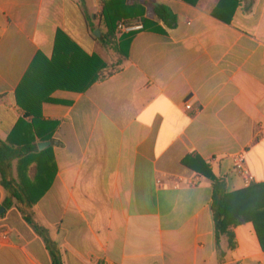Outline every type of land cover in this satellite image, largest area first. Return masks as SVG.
<instances>
[{
	"label": "crops",
	"instance_id": "obj_1",
	"mask_svg": "<svg viewBox=\"0 0 264 264\" xmlns=\"http://www.w3.org/2000/svg\"><path fill=\"white\" fill-rule=\"evenodd\" d=\"M143 1L177 25L135 31L125 57L94 35L103 0H0V264H54L52 248L63 264H264L252 222L218 249L213 183L183 164L201 156L234 192L246 151L264 182V0ZM59 30L108 68L86 92L53 93L63 103L43 118L58 127L31 151L15 92Z\"/></svg>",
	"mask_w": 264,
	"mask_h": 264
},
{
	"label": "trees",
	"instance_id": "obj_2",
	"mask_svg": "<svg viewBox=\"0 0 264 264\" xmlns=\"http://www.w3.org/2000/svg\"><path fill=\"white\" fill-rule=\"evenodd\" d=\"M154 12L156 20L146 17L143 0H103L100 21L107 32L102 33L101 39L126 57L135 32L119 33L117 26L121 20L140 19L144 29L160 33H167L168 29L177 25V16L167 5L157 4ZM216 16L219 17L217 13ZM91 27L92 30L95 29L93 25ZM107 68L108 63L100 54H89L66 32L59 30L53 55L48 57L39 52L15 92L17 103L25 113L18 128L21 124H27L31 132L26 148L32 151L36 147L37 138L53 140L59 121L44 120L42 107L44 103H63L52 97L55 91L86 92L103 77V71ZM26 117H32L31 121L26 123ZM7 145L0 139V172L3 171L2 165L6 159L3 149ZM183 164L213 183L212 210L218 249L222 236H227L230 247L234 248L236 242L233 228L248 222L254 224L264 249V182H255L245 189L229 192L223 179L214 173L201 156L188 155ZM34 226L48 242L44 229ZM50 250L53 263L63 264L58 252L54 248Z\"/></svg>",
	"mask_w": 264,
	"mask_h": 264
},
{
	"label": "built area",
	"instance_id": "obj_3",
	"mask_svg": "<svg viewBox=\"0 0 264 264\" xmlns=\"http://www.w3.org/2000/svg\"><path fill=\"white\" fill-rule=\"evenodd\" d=\"M118 31L122 33H130L144 29V24L137 19H123L118 23ZM192 106L191 104H186V108L190 109ZM235 169L237 173L243 177L245 184L249 187L254 182V176L251 173L248 164H247V157L246 151H240L232 156Z\"/></svg>",
	"mask_w": 264,
	"mask_h": 264
},
{
	"label": "water",
	"instance_id": "obj_4",
	"mask_svg": "<svg viewBox=\"0 0 264 264\" xmlns=\"http://www.w3.org/2000/svg\"><path fill=\"white\" fill-rule=\"evenodd\" d=\"M94 35H95V36H100V35H101L100 30L95 31V32H94ZM49 144H51L50 141H40V142H38V146H39L40 148H43V147H45V146H47V145H49Z\"/></svg>",
	"mask_w": 264,
	"mask_h": 264
},
{
	"label": "rangeland",
	"instance_id": "obj_5",
	"mask_svg": "<svg viewBox=\"0 0 264 264\" xmlns=\"http://www.w3.org/2000/svg\"><path fill=\"white\" fill-rule=\"evenodd\" d=\"M98 30H100V28H97L95 31H98ZM94 31V32H95ZM100 33H101V30H100ZM120 33V32H119ZM99 37V36H98ZM100 37H102V34L100 35ZM114 51H115V49H114V47H113V45H112V47H111ZM116 52V51H115ZM113 54V53H112ZM109 57H110V54H109ZM118 69V65L117 64H113L112 66H111V68H110V72H114V71H116Z\"/></svg>",
	"mask_w": 264,
	"mask_h": 264
}]
</instances>
